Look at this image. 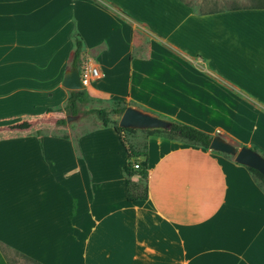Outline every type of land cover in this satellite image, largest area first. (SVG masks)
Instances as JSON below:
<instances>
[{
	"label": "crops",
	"instance_id": "obj_1",
	"mask_svg": "<svg viewBox=\"0 0 264 264\" xmlns=\"http://www.w3.org/2000/svg\"><path fill=\"white\" fill-rule=\"evenodd\" d=\"M137 25L150 37L136 53ZM75 35L99 70L90 97L127 99L264 153V7L0 0V121L12 123L0 140L32 139L41 156L23 178L8 173L22 163L0 164V242L26 264L35 263L21 254L40 264H264V188L233 155L167 133L137 129L122 141L108 126L75 132L47 121L54 108L56 122L67 115ZM34 111L37 121L22 117ZM131 151L141 152L132 165L147 164L144 199L127 198ZM5 201L13 210L1 219ZM0 264H11L4 250Z\"/></svg>",
	"mask_w": 264,
	"mask_h": 264
},
{
	"label": "rangeland",
	"instance_id": "obj_2",
	"mask_svg": "<svg viewBox=\"0 0 264 264\" xmlns=\"http://www.w3.org/2000/svg\"><path fill=\"white\" fill-rule=\"evenodd\" d=\"M190 3L191 6H193L194 10L198 11H206V10H217V9H231L236 7H257V6H264V0H186ZM104 25H95L94 31L95 34H103ZM93 33H84V36H86V39L89 41L92 38ZM132 35L134 37L135 41V49L136 53L141 51L144 52L146 43L148 38L150 37V34L147 32V29L144 28L143 25H137L136 28L133 30ZM102 36V35H101ZM87 60H82L80 63L81 66L86 63ZM96 81V80H95ZM95 81L93 80L91 83L86 85L84 87V90L87 91L88 87L93 86L95 84ZM70 91V90H68ZM116 91V90H115ZM121 92V90L117 91ZM127 107V106H133L131 103L127 101V99L122 100H105V99H97L92 98L88 95V92H85L84 95L81 97V99L77 102L78 112L74 114H69L64 116L65 121L64 124H68L69 126H73V130L75 132L77 129L79 131H82L84 129H90L95 128L97 126H101L102 122L98 118V116L95 113L90 112L91 109H98V108H104L110 111L112 108L117 107ZM54 108V107H53ZM54 114L49 115L47 117L48 122H54L58 124V122L55 121L60 115L58 108H54ZM33 115H22V117L25 120H31L35 118L37 121L39 118L38 111H34L32 113ZM65 114H68L65 109ZM121 115L114 114L112 112L109 113V124L108 127L114 128L115 125L119 126V119ZM12 123L8 121L1 120L0 121V128L4 129L6 126H11ZM137 129H135L133 132H135ZM143 132L145 130L143 129ZM130 134V132L122 131L120 133V136L122 140H126V136ZM93 137V135H90ZM92 137H86L85 141H90ZM114 139L110 138L109 141H112ZM228 142L232 143L233 145H236L229 139H226ZM38 142H35L34 140L30 139L28 144L20 142L16 139H4L0 140V164L4 165H14L16 163H22L25 168V171L23 170H9L8 173L10 174H21V178H23L24 173L27 172L28 164L30 163H39L41 161V156L39 152H37V146L39 147ZM22 167V168H23ZM12 179V177H11ZM13 184V183H12ZM260 185L264 188V185L260 183ZM22 187V184H21ZM10 190H8V194L11 197L14 193L13 191V185L12 188L9 186ZM24 188V187H23ZM10 201V199L8 200ZM4 206V210L1 211V219H4L7 213H11L13 210V204L11 202L5 201V203L2 204ZM4 253L7 257V259L11 262V264H26L25 260H23L19 255H17L11 248H7L5 246Z\"/></svg>",
	"mask_w": 264,
	"mask_h": 264
},
{
	"label": "trees",
	"instance_id": "obj_3",
	"mask_svg": "<svg viewBox=\"0 0 264 264\" xmlns=\"http://www.w3.org/2000/svg\"><path fill=\"white\" fill-rule=\"evenodd\" d=\"M257 7H264V6H257ZM73 43H74V51H73L72 59L70 62V66L71 68L76 67L79 69L80 63L82 62L83 53H84L83 42L78 35H75L73 37ZM85 92L87 91L84 89L69 91V95L67 97V100L64 106V108L66 109L68 113L67 115L69 114L75 115L78 112L77 102L81 99V97L84 95ZM125 108H126L125 106L123 107L118 106L117 108H112L110 111L104 108H98V109H91L90 112L95 113L98 116L103 126H107L110 121L108 117L109 113L112 112L114 114L121 115ZM152 115L165 119L166 121L170 123V127L168 129L166 128L165 129L163 128L144 129L145 131L149 133H167L169 137H180L192 143L199 144L203 147H209L210 141L213 137L209 133H206L193 126L181 123L179 121H176V120L164 117V116H160L156 114H152ZM64 121L65 119H61V120H58V123H63ZM24 126H27V123L24 122L20 124V127H24ZM114 129L119 136L122 131L133 132L135 130L133 128H123L117 125L114 126ZM120 139L122 140L121 136H120ZM39 143L42 146L41 139H39ZM234 146L236 148L242 147V145H238V144ZM253 150L256 151L255 149ZM258 153L264 157V153H260V152ZM140 154L141 152L139 151H131L130 153H128L127 162L123 166V171L127 177V198L129 200H132L134 198L131 194L132 190L133 192H137L140 195V199H144L146 197L147 164L145 161H143L139 164V168L137 169H135L133 165L131 164V158L134 156L140 155ZM247 169L254 176V178L258 181L259 184L261 183L262 185H264V175H262L260 172H258L254 168L247 167ZM134 174H138L140 179L144 181L131 184L130 177L133 176ZM4 248H5L4 244L0 242V250L2 251L4 250ZM21 256L24 257L26 260L31 261L35 264H40L26 255L21 254Z\"/></svg>",
	"mask_w": 264,
	"mask_h": 264
},
{
	"label": "water",
	"instance_id": "obj_4",
	"mask_svg": "<svg viewBox=\"0 0 264 264\" xmlns=\"http://www.w3.org/2000/svg\"><path fill=\"white\" fill-rule=\"evenodd\" d=\"M62 85L70 91L84 89L85 86L80 81L78 68L72 67L64 73ZM118 124L120 127L133 129H168L170 127V123L165 119L144 112L134 106H127L124 109ZM209 148L233 155L236 162L254 168L264 175V157L250 147L236 148L222 137L214 136L210 141Z\"/></svg>",
	"mask_w": 264,
	"mask_h": 264
},
{
	"label": "built area",
	"instance_id": "obj_5",
	"mask_svg": "<svg viewBox=\"0 0 264 264\" xmlns=\"http://www.w3.org/2000/svg\"><path fill=\"white\" fill-rule=\"evenodd\" d=\"M79 70V78L84 86L88 85L92 80L99 78V70L87 63H84ZM135 169L139 168V163H134Z\"/></svg>",
	"mask_w": 264,
	"mask_h": 264
}]
</instances>
